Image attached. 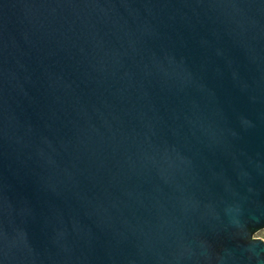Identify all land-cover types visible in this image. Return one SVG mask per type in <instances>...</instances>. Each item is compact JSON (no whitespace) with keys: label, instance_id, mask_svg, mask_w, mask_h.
I'll list each match as a JSON object with an SVG mask.
<instances>
[{"label":"water","instance_id":"1","mask_svg":"<svg viewBox=\"0 0 264 264\" xmlns=\"http://www.w3.org/2000/svg\"><path fill=\"white\" fill-rule=\"evenodd\" d=\"M264 0H0V264H264Z\"/></svg>","mask_w":264,"mask_h":264},{"label":"rangeland","instance_id":"2","mask_svg":"<svg viewBox=\"0 0 264 264\" xmlns=\"http://www.w3.org/2000/svg\"><path fill=\"white\" fill-rule=\"evenodd\" d=\"M257 235H258V237H263L264 236V233H263V231H261Z\"/></svg>","mask_w":264,"mask_h":264},{"label":"built area","instance_id":"3","mask_svg":"<svg viewBox=\"0 0 264 264\" xmlns=\"http://www.w3.org/2000/svg\"><path fill=\"white\" fill-rule=\"evenodd\" d=\"M263 233H264V230H263ZM254 237L260 238V239H262L264 241V236L263 237H258V235L256 234Z\"/></svg>","mask_w":264,"mask_h":264}]
</instances>
